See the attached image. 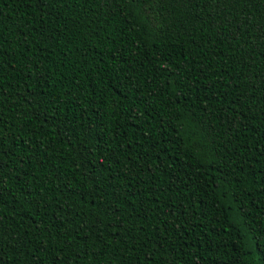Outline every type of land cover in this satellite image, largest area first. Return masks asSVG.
<instances>
[{"label": "trees", "instance_id": "obj_1", "mask_svg": "<svg viewBox=\"0 0 264 264\" xmlns=\"http://www.w3.org/2000/svg\"><path fill=\"white\" fill-rule=\"evenodd\" d=\"M0 264H264V0H0Z\"/></svg>", "mask_w": 264, "mask_h": 264}]
</instances>
